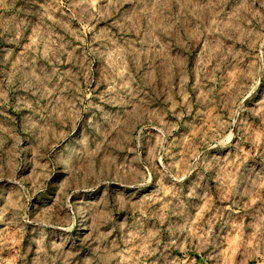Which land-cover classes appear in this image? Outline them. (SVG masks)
<instances>
[{"label":"clouds","instance_id":"obj_1","mask_svg":"<svg viewBox=\"0 0 264 264\" xmlns=\"http://www.w3.org/2000/svg\"><path fill=\"white\" fill-rule=\"evenodd\" d=\"M262 82L264 0H0V264H264Z\"/></svg>","mask_w":264,"mask_h":264},{"label":"rangeland","instance_id":"obj_2","mask_svg":"<svg viewBox=\"0 0 264 264\" xmlns=\"http://www.w3.org/2000/svg\"><path fill=\"white\" fill-rule=\"evenodd\" d=\"M262 86H264V82H262ZM249 162H251L250 159ZM178 255H180L184 259L185 264H187V261L192 257H195L197 260H199L201 257V254L197 252H191L188 257H184L183 252H179Z\"/></svg>","mask_w":264,"mask_h":264}]
</instances>
